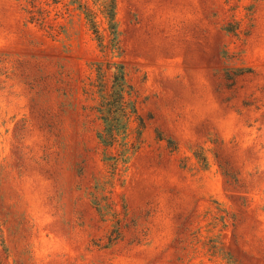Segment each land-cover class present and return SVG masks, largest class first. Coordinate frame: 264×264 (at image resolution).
Here are the masks:
<instances>
[{
  "label": "rangeland",
  "instance_id": "obj_1",
  "mask_svg": "<svg viewBox=\"0 0 264 264\" xmlns=\"http://www.w3.org/2000/svg\"><path fill=\"white\" fill-rule=\"evenodd\" d=\"M116 3L0 0V264H264V0Z\"/></svg>",
  "mask_w": 264,
  "mask_h": 264
},
{
  "label": "trees",
  "instance_id": "obj_2",
  "mask_svg": "<svg viewBox=\"0 0 264 264\" xmlns=\"http://www.w3.org/2000/svg\"><path fill=\"white\" fill-rule=\"evenodd\" d=\"M91 1H93L94 4L99 7L98 11H95L93 8L85 7L84 14L86 15V18L90 22L92 29H94L95 33L98 34L96 18L100 14L108 23L110 33L112 35L116 34V0ZM31 19L34 20V17L32 16ZM121 69L123 68L121 67ZM116 82L120 89H116V91L114 92V98H117L115 103H117L119 107L121 106V108L119 109L118 107L117 109H113V105H110L112 103L107 106L106 102L105 106L102 107V109H99V113L102 115L101 118L105 125V133L100 134L99 138L101 142L105 145H113V143L117 142L119 136L125 134L126 132V125L122 122L121 118L117 117L118 115L116 111L119 110L120 112H122V104L124 100V92L122 90L125 89L126 85V79L123 71L121 72V75L117 77Z\"/></svg>",
  "mask_w": 264,
  "mask_h": 264
}]
</instances>
